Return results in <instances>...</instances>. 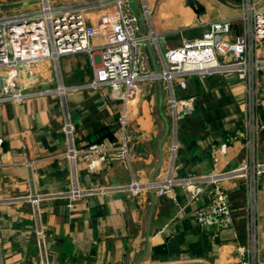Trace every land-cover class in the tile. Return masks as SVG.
Wrapping results in <instances>:
<instances>
[{"label": "crops", "instance_id": "obj_1", "mask_svg": "<svg viewBox=\"0 0 264 264\" xmlns=\"http://www.w3.org/2000/svg\"><path fill=\"white\" fill-rule=\"evenodd\" d=\"M195 1L203 6L202 11L195 12L185 0H164L154 9V0H145L153 9L149 26L157 38V44L145 48L149 70L161 69L160 52L178 46L179 37L200 35L208 22L231 18V32L225 38L233 40L241 34L238 0ZM257 2L264 8V0ZM36 6L37 0H0V16ZM34 72L37 80L32 85L25 74L20 77L28 90L55 88L57 76L65 87L80 86L93 78L85 52L60 56L58 74L47 60L36 64ZM185 81L184 89L173 81V94L177 100L193 96L194 109L177 120L167 107L168 89L156 80L142 82V94L127 102L106 86L67 89L63 96L54 91L0 102V264H136L147 241L149 248L140 264L238 263L242 257L239 248L248 243L242 180L221 184L232 220L212 227L200 226L192 212L211 201L212 183H207L199 199L190 204L181 192L177 204L153 190H141L137 195L119 189L99 191L127 184L133 178L147 183L169 166L174 175L207 174L244 161L242 136L232 139L243 128L242 82L231 74L193 75ZM257 83L258 117L264 124V68ZM63 106L70 112L77 148L93 143L120 145L118 117L125 108L123 133L128 156L106 162V154L94 155L97 165L92 168L84 159L72 163L62 156L67 147ZM222 143L227 144L224 152L219 150ZM255 155L264 162V128L257 136ZM74 188L82 192L80 197L70 195ZM30 193L42 196L37 209L23 198ZM259 213L258 260L264 264V177ZM39 217L45 229L43 243L34 232V220L38 224ZM169 236L174 237L178 252L151 261L148 253L152 247Z\"/></svg>", "mask_w": 264, "mask_h": 264}, {"label": "built area", "instance_id": "obj_2", "mask_svg": "<svg viewBox=\"0 0 264 264\" xmlns=\"http://www.w3.org/2000/svg\"><path fill=\"white\" fill-rule=\"evenodd\" d=\"M139 1L140 8L146 12L145 0ZM238 5L241 34L233 40L225 38L231 32V18L208 22L200 35L185 38L178 46L160 52L162 67L152 71L147 67L145 48L147 44H157V38L152 30L145 31L143 20L142 25L132 12L128 0H89L76 5H66L61 0H37L34 9L0 16V102L22 101L54 91L63 96L67 89H100L104 86L119 92L123 101L127 102L142 94V82L157 80L168 89L167 107L173 119L177 120L194 109L195 98L188 96L177 100L173 94L174 80L184 89L185 79L193 75L235 76L244 87V121L243 128L232 139L242 136L246 152L244 161L234 167L207 174L185 172L174 175L172 166H169L158 171L153 180L147 183H139L133 178L127 184L116 188L102 187L99 191L119 189L137 195L141 190H153L158 196L171 197L177 204L178 192H181L179 194L185 203L190 204L199 199L207 183H212L215 188L211 201L194 207L192 211L200 226L212 227L232 220L221 184L240 179L246 187L248 243L239 248L242 257L236 264H262L258 260V238L264 162L256 158L255 152L257 136L264 128L258 117L260 94L257 83L259 73L264 68V8H260L257 0H238ZM89 12L93 15L88 16ZM78 52H85L89 56L93 68V78L89 82L65 87L57 76L58 85L55 88L37 91L28 90L20 82L23 73L30 81L29 84L35 83L37 75L34 66L45 60L51 62L58 74V58ZM118 123L122 137L117 147L93 143L87 148H77L71 115L63 106L62 130L67 147L62 156L72 163L84 159L89 168L97 165L96 160L92 159L94 155L106 154V162L125 159L128 156L127 136L123 133L126 124L125 108L118 117ZM226 145L222 143L219 150L224 152ZM81 194L78 188L70 192L74 198ZM41 197L40 194L30 193L23 198L37 209ZM34 225L37 240L43 243L45 229L40 217L38 224L34 220Z\"/></svg>", "mask_w": 264, "mask_h": 264}, {"label": "water", "instance_id": "obj_3", "mask_svg": "<svg viewBox=\"0 0 264 264\" xmlns=\"http://www.w3.org/2000/svg\"><path fill=\"white\" fill-rule=\"evenodd\" d=\"M128 4L134 13V15L139 19L140 23L142 24L141 20V13L138 8L137 2L135 0H128ZM190 6L195 10V12H200L203 10V6L198 1H194L193 3H190ZM143 25V24H142ZM153 178H151V181ZM149 245L148 241L146 242V247L142 253V255L137 260L136 264H140L141 258H143L148 251ZM178 252V246L176 244V241L174 237L169 236L168 240H165L159 244H156L152 247L151 251L148 253V257L151 261H156L160 259L161 257H169L172 254H175ZM168 264H206L204 262L199 261H189V262H172Z\"/></svg>", "mask_w": 264, "mask_h": 264}, {"label": "rangeland", "instance_id": "obj_4", "mask_svg": "<svg viewBox=\"0 0 264 264\" xmlns=\"http://www.w3.org/2000/svg\"><path fill=\"white\" fill-rule=\"evenodd\" d=\"M86 1H89V0H61V2L62 3H64V4H66V5H76V4H81V3H84V2H86ZM162 1H164V0H154V6H153V9L155 8V6L159 3V2H162ZM195 0H185V3L187 4H189L190 5V3H193ZM148 2V1H147ZM137 5H138V7H139V9H140V11H141V20H143V22H144V24H145V27H147V25L149 26L150 25V20H151V15H152V12H153V9H152V7H151V5H150V7H148V12H149V14H147L146 12H144V10L143 9H141L140 8V1L138 0V2H137ZM93 14L91 13V12H89V14H88V16H92ZM154 18H153V16H152V20H153ZM149 30H150V26L149 27H147ZM146 28V29H147ZM147 29V30H148ZM148 30V31H149ZM187 38V37H186ZM183 39H185V38H182V37H179V42H176V43H179V44H181L182 43V40ZM161 50H162V48H161ZM165 50V49H164ZM163 50V51H164ZM157 81V80H156ZM159 82H161V81H159Z\"/></svg>", "mask_w": 264, "mask_h": 264}, {"label": "bare ground", "instance_id": "obj_5", "mask_svg": "<svg viewBox=\"0 0 264 264\" xmlns=\"http://www.w3.org/2000/svg\"><path fill=\"white\" fill-rule=\"evenodd\" d=\"M147 8H148L147 5H145V11H146L147 14H149Z\"/></svg>", "mask_w": 264, "mask_h": 264}]
</instances>
